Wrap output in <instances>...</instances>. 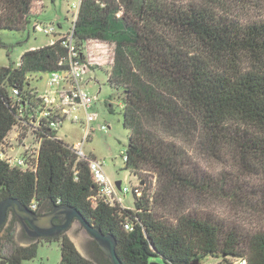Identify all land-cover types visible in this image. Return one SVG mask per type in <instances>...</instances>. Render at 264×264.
Here are the masks:
<instances>
[{"label": "trees", "instance_id": "1", "mask_svg": "<svg viewBox=\"0 0 264 264\" xmlns=\"http://www.w3.org/2000/svg\"><path fill=\"white\" fill-rule=\"evenodd\" d=\"M37 1L0 0V30H34L32 6ZM235 2L264 11V0H81L74 44L81 51L90 40L115 43L108 84L123 96L122 124L128 132L124 166L133 175L143 170L155 174L156 196L152 202L147 194L134 198L132 209L93 206L89 197L96 185L88 161L77 160L68 145L42 129L35 133L34 170L11 168L0 159V201L13 198L31 211L35 205L33 212L60 205L76 209L115 238L122 264H149L154 258L162 264L209 259L228 264L236 258L264 264V19L234 15ZM60 43L29 49L17 67L0 68V146L16 124L11 91L28 92L30 74L69 68L67 49ZM180 135L189 142L197 137L211 151L232 147L241 160L260 163L261 233L246 237L188 212L203 183L175 143L182 142ZM155 208L168 216L158 217ZM51 240L59 242V264H96L66 234ZM6 241L11 243V237ZM38 242L0 254V264L34 259Z\"/></svg>", "mask_w": 264, "mask_h": 264}, {"label": "rangeland", "instance_id": "2", "mask_svg": "<svg viewBox=\"0 0 264 264\" xmlns=\"http://www.w3.org/2000/svg\"><path fill=\"white\" fill-rule=\"evenodd\" d=\"M102 4L104 0H95ZM81 0H38L32 6L34 21L47 26H57L61 35L72 28L77 18V5ZM117 3V0H115ZM76 5V8L73 6ZM232 13L240 18L261 21L264 11L261 8H245L241 3L231 4ZM77 11V12H76ZM117 12L116 17H120ZM75 31V29H74ZM58 37V36H56ZM52 36H47L32 30L29 26L23 31L0 30V68L17 67L21 55L30 48L47 45ZM87 61L83 64L82 81L88 95L95 98L90 112L98 114V120L92 124L93 130L89 138L83 142V125L73 122V116H67L58 128V137L69 147L82 143V152L88 160L103 162L104 171L112 182L129 183L134 186L135 178L132 172L125 169L122 153L128 145V132L122 124L123 96L108 84L115 63V43L112 41L90 40L84 43ZM84 49V48H83ZM29 86L32 89L44 91L48 80L46 74H30ZM113 112L110 113L109 109ZM83 119L84 111L77 113ZM100 125H106L107 133L99 130ZM9 134L8 158L13 160L20 155L34 154L35 138L32 135V125H24ZM25 129V130H24ZM175 142L186 154L191 167L196 172L197 180L203 183L202 194L191 201L188 212L209 218L225 228L236 230L241 235L252 237L261 233L263 218L261 215V188L263 178L260 163L255 159L241 160L237 151L228 147L216 150L206 149L198 142L197 137H189L190 142ZM174 143V142H173ZM138 175V174H137ZM144 184L145 191L150 192L151 202L158 189L157 176L150 171H140L136 177ZM134 198L128 194L123 199L125 209L133 208ZM154 213L168 216L166 212L155 208ZM12 217V215H11ZM9 215V220H11ZM7 222L0 230V254L8 255L14 247L28 245V241L19 236L18 223ZM66 235L76 248L89 260L98 264L89 251L87 240L91 237L78 221H73ZM11 237V243L6 241ZM87 241V242H86ZM106 258V257H105ZM59 242L40 240L37 243L34 259L22 264H59ZM149 264H162L160 258H154ZM202 264H226L220 259L207 260Z\"/></svg>", "mask_w": 264, "mask_h": 264}, {"label": "built area", "instance_id": "3", "mask_svg": "<svg viewBox=\"0 0 264 264\" xmlns=\"http://www.w3.org/2000/svg\"><path fill=\"white\" fill-rule=\"evenodd\" d=\"M73 7L76 8V5ZM78 7L79 3L77 11ZM74 29L73 24L72 28L67 32L55 37L59 32L55 25L42 26L39 23L34 25L35 31L52 36L49 43L44 46H55L58 42H61L60 45L67 49L69 68L66 70L58 69L48 74L47 87L44 91H36L35 88H31L28 92H22L17 89L11 91L10 104L15 112L16 124L0 146V159L8 163L11 168L21 171H26L27 169L34 170L39 149L38 142H35L36 148L32 156L25 154L13 160L9 159L7 153L9 149L7 148L10 140L8 136L17 127L23 130L25 124L32 125V135L34 138L36 132L46 129L54 133L53 139L61 140L57 135L58 128H60L62 121L67 116L72 115L73 122L83 125L84 142L89 138L93 130L92 124L98 120V114L89 111L94 104L95 98L88 95L85 84L82 81V76L85 73L83 71V64L87 61V55L84 45V49L81 51L76 48L74 44ZM62 65V61H60L58 66ZM80 110L84 111L83 119L77 115ZM98 128L103 133H107L108 131L106 125H100ZM70 149L75 154L77 160L88 161V166L96 185V192L89 197V201L93 206L98 203H104L109 207L118 206L125 209L123 207V199L128 194H131L136 199H140L144 194H147L148 199L151 201L150 192L145 191L143 182L136 178L139 174L133 175L135 178L134 186L129 183L120 182L119 189H117L116 182H112L105 174L103 162L88 160L85 157L82 152V143L74 145ZM122 158L123 161H126L125 152L122 153ZM31 209L35 211V205ZM124 228L126 230L131 229L128 224L124 225ZM228 264H246V260L236 258L230 260Z\"/></svg>", "mask_w": 264, "mask_h": 264}, {"label": "water", "instance_id": "4", "mask_svg": "<svg viewBox=\"0 0 264 264\" xmlns=\"http://www.w3.org/2000/svg\"><path fill=\"white\" fill-rule=\"evenodd\" d=\"M115 184L117 189H119L120 182L118 181ZM9 210L12 211L14 216L26 227V229L32 228L30 238L33 241L59 238L61 235L67 233L72 222L76 220L85 229L95 245L106 257L109 264H122L116 255L115 238L111 234H104L101 230L88 223L85 218L72 207L63 205L55 206L52 208L49 215L42 217L29 210L18 200L6 198L0 201V228L5 223ZM54 219H61V222L58 225H54L52 223ZM82 256L88 259L84 255Z\"/></svg>", "mask_w": 264, "mask_h": 264}, {"label": "flooded vegetation", "instance_id": "5", "mask_svg": "<svg viewBox=\"0 0 264 264\" xmlns=\"http://www.w3.org/2000/svg\"><path fill=\"white\" fill-rule=\"evenodd\" d=\"M52 209H48V208H45V209H39L37 210L35 213L38 215V216H47L51 213ZM9 215L11 217L10 218L11 220H9ZM12 221L13 223H18V225L20 226V231H19V236L25 238L27 241H28V244H31V243H34V242H37V241H33L31 238H30V235L32 233V228H29V229H26V227L24 225H22L20 223V221L14 216V214L12 213L11 210L8 211L7 213V218H6V221L5 223L3 224V226L7 223V222H10ZM11 222V224H12ZM61 222V219H54L52 221V223L54 225H58L59 223ZM2 226V227H3ZM2 227L0 228V230L2 229ZM40 240H49V239H39L38 241ZM88 241V242H87ZM86 242L89 244V251L90 253L92 254V256L95 258V260L98 262V264H105V256L103 255V253L98 249V247L95 245L94 241L92 239L90 240H87Z\"/></svg>", "mask_w": 264, "mask_h": 264}, {"label": "crops", "instance_id": "6", "mask_svg": "<svg viewBox=\"0 0 264 264\" xmlns=\"http://www.w3.org/2000/svg\"><path fill=\"white\" fill-rule=\"evenodd\" d=\"M31 50L34 49V48H30ZM76 247V246H75ZM78 250V249H77ZM79 251V250H78ZM80 252V251H79ZM81 253V252H80ZM82 254V253H81ZM83 255V254H82Z\"/></svg>", "mask_w": 264, "mask_h": 264}]
</instances>
